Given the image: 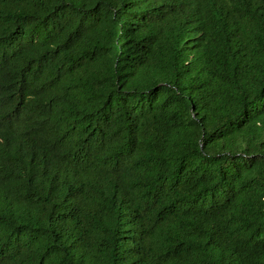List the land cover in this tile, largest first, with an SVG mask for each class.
<instances>
[{
  "label": "trees",
  "instance_id": "1",
  "mask_svg": "<svg viewBox=\"0 0 264 264\" xmlns=\"http://www.w3.org/2000/svg\"><path fill=\"white\" fill-rule=\"evenodd\" d=\"M0 264H264V0H0Z\"/></svg>",
  "mask_w": 264,
  "mask_h": 264
}]
</instances>
